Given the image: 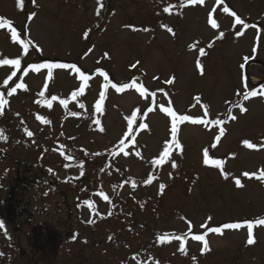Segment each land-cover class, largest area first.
I'll return each mask as SVG.
<instances>
[{
	"label": "rangeland",
	"instance_id": "374dc122",
	"mask_svg": "<svg viewBox=\"0 0 264 264\" xmlns=\"http://www.w3.org/2000/svg\"><path fill=\"white\" fill-rule=\"evenodd\" d=\"M100 2L0 0L18 33L0 28V59L21 60L19 69L0 65V215L9 191L22 208L12 221L0 216V264H264V225L255 223L264 219V96L244 99L264 91V0ZM45 63L79 68L84 93L72 95L84 86L75 68H54L51 79L31 69ZM133 81L144 95L111 86ZM169 107L222 123L178 121V147ZM205 149L221 167L204 163ZM230 223L241 227L223 228Z\"/></svg>",
	"mask_w": 264,
	"mask_h": 264
},
{
	"label": "snow or ice",
	"instance_id": "6c2138e0",
	"mask_svg": "<svg viewBox=\"0 0 264 264\" xmlns=\"http://www.w3.org/2000/svg\"><path fill=\"white\" fill-rule=\"evenodd\" d=\"M19 2H20V6L23 7V0H19ZM98 2H100V0H98ZM187 2L190 3V4H196L197 2H199V3L202 4V3L204 2V0H187ZM100 7H103L102 2H100ZM165 11H168V9H165ZM224 11H225V12H228L229 9H228V8H224ZM34 15H35V14H33V16H34ZM232 15L235 16V23H236L237 25H244L245 27H247V25L245 24V22H244V21H243L238 15H236L234 12L232 13ZM211 24H212V27H213V28L218 27V25H217V23H216L215 20H212V21H211ZM6 25H7V26L10 28V30H11V36H12V39H13V40L18 39V33H17V31L15 30V28H12V27H11V21H7V20H5L3 17H0V28L5 27ZM168 31H169V32H172V29H171V28H168ZM173 34H174V33H173ZM238 35H243V33H238ZM220 36L222 37V36H223V33H220ZM20 43L24 44L25 54H27L28 44L25 43L24 41H20ZM210 46H211V45H209V47H210ZM203 55H205V51H204V49H200V56H203ZM247 59H248V58L245 57V60H247ZM197 64H198V67L200 68L201 74H203V71H204V69H203V65H201V64L199 63V61H197ZM0 65H13V66H15L17 69H19L20 66H21V60H20V59H0ZM41 68H46V69H48V77H49V79H51V77H52V69H54V68H61V69H63V68H75V71H76L77 73H79L80 80L84 82V86L80 87L78 91L72 93V95H73L74 98L77 97V96H80L81 94H83L84 91H85V88L87 87V81L89 80V77L86 76V75L84 74V72H82V71H81L79 68H77L75 65H68V64H50V63H45V64H32V65H31V69H32V70H35V71H39ZM25 74H27V73H25ZM15 75H16V73L13 72V73H12V76H15ZM100 75L104 76V78H105L106 80L108 79L107 73H105V72H101ZM10 78H11V77H9V79H10ZM173 79H174V78H173ZM173 79H169V80L167 81V83H173ZM5 83H7V80L5 81ZM111 86H112V88H115L117 92H121V91H123L124 89L132 88V87L137 88V90L140 91V93H141L142 95H144L145 92H146V89H144L142 85H137L135 81H133L131 84H124V85L121 86V87H118L116 84H112ZM25 87H26V85L23 84V83L16 84V86L13 87V88L11 89V91L8 93V95H12L13 93H15L17 88H25ZM104 87L107 88L108 85L105 84ZM245 87H247V83H245ZM258 94L261 95V96H264V91H259V92H258L257 90H252V91L247 92V93L244 94V99L247 100V99H249L250 97H255V96H257ZM41 95H43V93H41ZM153 95H155V94L153 93ZM52 99L55 100L56 97L53 96ZM104 99H105V94H104L103 92H101V93H100V102H101V103H97L96 106H95L96 109H97V111H100V110H101V104H102V102L104 101ZM197 99H199V98H197ZM7 103H8V101H7L6 99H4V93L0 92V114H2V112H3V107H4V105H6ZM61 103L64 104L65 106L67 105V101H66V100L61 101ZM51 106H52V105H51V102H49V103H48V107H51ZM81 107H83V105H81ZM240 108H241V111H245V112L247 111V109L244 108L243 105H241ZM162 110L165 111L170 117H172V129H171V131H172L173 139H174V141H175V136H176V133H177V122H178V121H180V122H182V121H189V120H192V118L189 117V116H178L177 113H176L175 111H173L172 108H170V107H169V108H164V109H162ZM148 111L151 112V111H152V108H149ZM72 115H76V113H72ZM38 118L41 119V120L44 119L43 117H38ZM136 119H137V117H136L135 114H133V115L131 116V118L128 119V132H129V133H131V131H132V123H133V121H135ZM231 119H232V120H235L236 117H235V116H232ZM45 122H47V121H45ZM192 122H193V123H216V124H221V123H222V121H219V120H216V121L192 120ZM96 123L99 124L100 121L97 120ZM139 126H140L141 128H145V129L148 128V125H147V124H141V125H139ZM101 131H103V129H101ZM27 134H28L29 136L33 135V133H31V132H28ZM223 135H224V128L221 127L220 130H219V135H217V136L215 137V140H216L217 142H219L221 136H223ZM0 138L6 139V137L4 136L2 130H0ZM175 143H176L177 146L179 147V142H178V141H175ZM119 144H120V147L123 148V147L125 146V141H124V139H121L120 142H119ZM245 144H246L249 148H253V147H255V145H253L252 143H250V142H248V141H245ZM213 147H215V144L213 145ZM169 154H170V153H169V148L166 147V148L164 149V152H163V154L161 155V157H160L158 160H155L154 163L157 164V165L162 164V163L168 158ZM125 155H127V153H125ZM203 155H204V163H205V164H212V165H215V166L218 167V168L222 166L223 161H220V160H214V159H210V158H209V153H208L207 149L204 150ZM172 166H173V167H176V165H175L174 163H173ZM244 175L247 176V175H249V174H248V173H244ZM258 178L264 179V171H262V172L260 173V176H259ZM151 182H152V178L150 177V178L148 179L147 183H151ZM236 184H237V186H242V185H241V182H240L239 179L236 180ZM164 187H165L164 185H161V191L163 190ZM104 199L107 200L108 197L105 196ZM88 204H89V207H92V206H93V205L91 204V202H88ZM255 223H256V224H260V225H264V219L257 220V221H255ZM253 226H254V225H253V222H248V224H247V227H248V229H249V239H248V241H247L248 244H253V243H254L253 234H252V231H251L252 228H253ZM190 227H191V225H190ZM202 227H206V226H203V225H202ZM240 227H241V225L238 224V223H230V224H224V225H223V228H226V229H237V228H240ZM0 228H3V222H0ZM210 230H211L212 232H214V233H222V231H223V229H222V228H219V227H217V228H212V229H210ZM193 239H194V240H197V241H203L204 249H205V250H209L208 241L205 239V236H204V235H195V236H193ZM163 240H164V237H161V241H163ZM181 251L183 252L184 249L181 248Z\"/></svg>",
	"mask_w": 264,
	"mask_h": 264
},
{
	"label": "flooded vegetation",
	"instance_id": "af4514ba",
	"mask_svg": "<svg viewBox=\"0 0 264 264\" xmlns=\"http://www.w3.org/2000/svg\"><path fill=\"white\" fill-rule=\"evenodd\" d=\"M2 207H3V214H1V218H5L9 220L15 219L17 216H19V212H22V208L16 205L15 203V194L13 191H9L7 194V197L4 201H2ZM13 205V207L11 206Z\"/></svg>",
	"mask_w": 264,
	"mask_h": 264
},
{
	"label": "bare ground",
	"instance_id": "6f19581e",
	"mask_svg": "<svg viewBox=\"0 0 264 264\" xmlns=\"http://www.w3.org/2000/svg\"><path fill=\"white\" fill-rule=\"evenodd\" d=\"M253 86H260V84L259 83H257V82H255L254 84H253Z\"/></svg>",
	"mask_w": 264,
	"mask_h": 264
},
{
	"label": "trees",
	"instance_id": "16d2710c",
	"mask_svg": "<svg viewBox=\"0 0 264 264\" xmlns=\"http://www.w3.org/2000/svg\"><path fill=\"white\" fill-rule=\"evenodd\" d=\"M175 239H177V240H179V239L180 240H183L182 237H179V236L175 237Z\"/></svg>",
	"mask_w": 264,
	"mask_h": 264
}]
</instances>
